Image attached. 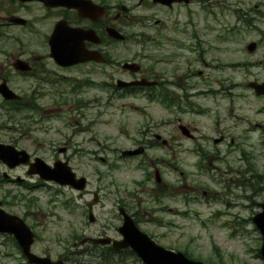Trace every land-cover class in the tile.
<instances>
[{
  "label": "flooded vegetation",
  "instance_id": "af4514ba",
  "mask_svg": "<svg viewBox=\"0 0 264 264\" xmlns=\"http://www.w3.org/2000/svg\"><path fill=\"white\" fill-rule=\"evenodd\" d=\"M227 1L190 0L188 3L180 1L163 4L154 0H0V41L3 44L0 45V89L6 86L18 96L5 98L0 92V133L4 135L0 138V144L12 146L15 150H26L19 147V142L27 140L41 150L54 148L58 152H64L72 147L84 150L89 146V151H104L108 145L102 143L105 138L99 137L96 126L104 114L105 103L131 99L148 105L155 104L162 111L173 107L183 111L185 107L181 108L182 103L191 105L188 101L190 98L205 94L192 90L196 85L192 79L202 73L201 70L194 69L195 64L201 60L209 65L202 58L204 48H201L200 31L203 26L210 29L206 24L209 18L223 21L222 30H229L226 26V15L232 10ZM191 3L196 6L193 24L196 30L188 34L184 27L183 14L184 7ZM235 12L238 17L247 15V12ZM242 21L247 22L245 19ZM55 28L59 32L64 30L68 52L80 55L82 61L60 65L50 56L48 40ZM220 37H223L221 31ZM24 38L38 40L42 46L34 48L5 45L9 41L22 44ZM185 51L190 57H185ZM250 80L261 82L255 76ZM25 81H32L39 88L28 99L17 89ZM137 81H142L143 84H137ZM247 83L248 81L246 86ZM46 85L53 87L50 93L52 98L47 100V107L42 103L44 93L40 89ZM97 88L105 89L108 95L77 97L84 90ZM210 93L217 92L211 90ZM218 93L221 94V91ZM146 104L140 107L130 104L129 107L147 116ZM124 106L126 105H121L122 108ZM26 109L31 115L38 114L43 117L47 114L51 118H60L64 125L70 126V117L76 113L84 122L80 127L72 126L76 129L72 134L82 137L77 144L71 142L72 147L67 135L57 129H54V133L61 140L47 139L48 142H43L37 136L32 137L33 129L25 122V117H30L25 116ZM178 122L177 127L181 134L182 127L191 134V131H196L195 127L190 129L180 119ZM151 123L152 119L147 125L144 123V128L137 131L138 137L129 138L128 146L111 149L118 152L117 159L143 158L148 150L171 148L167 138L156 132L157 128H153ZM35 124L36 131L47 135V127L42 126L39 120ZM158 124L162 127L163 121L156 122L155 126ZM194 138L192 134L188 139ZM124 150H140V153L123 155ZM30 157L29 163L36 156L30 154ZM92 157L96 158V154ZM100 159L105 162V158ZM56 160L58 158L50 162L51 165ZM1 164L4 170L0 173V184L4 181L16 183L27 191L39 185L46 187L47 183L57 186L54 181L41 180L35 174L29 175L28 165L20 164L9 168L6 164ZM17 168L23 169L24 177L18 175L13 178L8 174V169L12 171ZM155 170L152 172L153 176L148 172L142 180L134 181L141 188L140 191H92L91 197L83 201L81 210L87 221L89 212L92 211L94 221L81 224L80 232L71 228L65 238L66 243L58 253H55L50 244L55 235L50 227L30 222L29 219L33 220L35 215L32 210L26 213L13 210L18 206H32L34 198L28 199L22 193L14 194L8 190L0 191V209L20 217L28 226L31 233L29 251L39 257L61 260L67 264H145L138 249L130 243L120 247L123 241L125 244L122 227L125 219L130 218L141 233L162 245L158 236L148 228L164 227L165 224L158 222L155 213L168 209L163 204L164 198L168 197V183L162 180L159 173L158 178H155ZM247 172L248 169H244V173ZM31 178H34L36 184L26 182ZM147 182H152L154 186L145 188ZM87 185L88 180L82 191L69 188L75 190L79 197H83L89 193ZM171 198L177 199L175 196ZM65 204L70 206L69 201H65ZM106 204H110L112 210L107 211L106 220L98 223L95 208L104 209ZM169 210L177 211L176 208ZM0 236V243L5 247L3 256L6 260L34 264L28 261L24 248L13 234L0 233ZM28 236L30 238V234L25 238ZM258 239L261 244V237ZM131 241L140 245L147 243L140 235H135ZM249 259L255 264H264V258L259 253L249 255L241 263L250 264Z\"/></svg>",
  "mask_w": 264,
  "mask_h": 264
},
{
  "label": "rangeland",
  "instance_id": "374dc122",
  "mask_svg": "<svg viewBox=\"0 0 264 264\" xmlns=\"http://www.w3.org/2000/svg\"><path fill=\"white\" fill-rule=\"evenodd\" d=\"M227 4L232 10L226 15L228 31L222 30L223 21H213L211 18L206 23L210 29L206 26L201 28L202 58L209 65L201 60L195 64L194 69L202 73L192 79L196 84L192 90L205 94L190 98L188 101L191 105L182 103L181 108L185 107L183 111L175 107L162 111L155 104L148 105L131 99L105 103L104 114L96 127L99 137L105 138L102 143L108 147L104 151H89V146L84 150L72 147V143L77 144L82 137L72 134V131L84 122L76 113L70 117L73 128L70 124L64 125L60 118H51L47 114L39 117L25 110V116H30L25 117V122L33 129L32 137L37 136L43 142H48L47 139L61 140L54 133V129H57L67 135L72 148L65 152H58L54 148L41 150L27 140L19 142V147H24L30 154L48 163L55 158H68L74 172L89 181V193L83 197L68 186L46 184V187L39 185L27 191L16 183L4 181L0 184L2 192L8 190L36 199L32 206H18L13 210L18 213L32 210L35 215L33 220L29 219L30 222L52 229L55 235L50 244L55 253L62 250L71 228L80 232L81 224L89 222L86 215H82L81 208L83 201L91 197L92 191H140L141 188L134 181L142 180L148 172L153 176L155 168L159 170L162 180L168 183V197L163 200L164 207L168 209L155 213L158 222L165 226H148L158 236L160 244L168 249L186 250L192 257L203 261L218 256L223 264H242L249 255L257 253L259 231L251 217L259 210L257 204L264 202V97L256 96L247 88L246 82L254 76L264 80V0H228ZM195 9L194 3L184 7V27L188 34L196 30L193 28ZM235 10L247 12V15L238 17ZM242 19L247 20L249 25ZM218 30L223 37H220ZM251 41L257 43L253 53L245 49ZM22 42L9 41L5 45L42 46L35 39L24 38ZM0 45L3 46L1 41ZM185 57H190L187 51ZM17 89L28 99L39 88L32 81H25ZM40 89L44 93L42 103L47 107L53 87L46 85ZM211 90L217 93L212 94ZM99 94L107 96L108 91L88 89L77 97L91 98ZM123 104L126 106L122 108ZM130 104L139 107L146 104L147 116L135 112L129 107ZM151 119L153 128L167 138L171 148L148 150L141 159H117L118 152L111 149L128 146L129 138L138 137L137 131L142 130L144 123L147 125ZM178 119L188 124L190 129L195 127L196 131H191L194 140L181 134L177 127ZM38 120L49 129L47 135L35 130V121ZM161 120L163 126H155ZM3 136L0 133V138ZM219 137L222 140L215 143L214 139ZM93 154H96V158L92 157ZM99 156L105 158V162ZM247 167L254 169L253 173L256 174L250 182L244 181L251 175L250 171L244 173ZM3 170L0 163V173ZM8 174L13 178L25 176L22 168L8 169ZM26 182L36 184L34 178ZM152 186V182L145 183L147 189ZM65 201H69L70 206L65 205ZM169 208H176L177 211H170ZM108 210H112L110 204H106L104 209L95 208L98 223L106 220ZM226 222L232 223L226 225ZM213 245L217 246L218 253L214 252ZM4 250L0 243V264H19L6 260ZM249 260L250 264H255L252 259Z\"/></svg>",
  "mask_w": 264,
  "mask_h": 264
},
{
  "label": "water",
  "instance_id": "95a60500",
  "mask_svg": "<svg viewBox=\"0 0 264 264\" xmlns=\"http://www.w3.org/2000/svg\"><path fill=\"white\" fill-rule=\"evenodd\" d=\"M161 3H171L172 1H182V0H155ZM188 2L189 0H183ZM55 28L53 35L49 38L48 42L50 45V56L59 63L60 65H69L82 61L80 55L76 53H70L66 47V37L63 33L56 31ZM115 33V31H112ZM248 52H252L256 48L255 42H250L246 46ZM137 84H143L141 81H137ZM249 87H252L257 95H264V81L261 83L250 82ZM0 92L5 98H18L10 89L3 86ZM184 134H188L185 128H182ZM140 150L125 151L124 154H138ZM28 154L26 151H17L12 146L0 144V159L8 164L10 167L15 166L19 163L28 162ZM32 168L29 172L38 173L39 176L46 180H54L60 184H70L72 187L82 190L85 185L84 177L76 178L75 173L67 165V162L57 161L54 163L53 167L46 165L40 158L35 159V163L30 164ZM263 211L255 214L253 221L256 223L257 227L260 229L263 235V244L260 248V252L264 257V204H262ZM129 218V217H128ZM89 220L92 221V213H89ZM126 230V231H125ZM10 232L13 233L16 239L19 241L20 245L25 249L29 261L36 264H64L60 261L52 262L49 259L39 258L28 252V246L30 244L28 227L23 223L21 219L14 216H8L1 210L0 214V232ZM122 231L125 232V244H121L120 247L130 243L132 247L138 249V253L145 264H203L199 261H191L184 257L181 252H173L165 249L162 246L157 245L145 234L141 233L132 223L131 219H125ZM135 235H140L146 240V244H134L131 240L134 239ZM133 237V238H132Z\"/></svg>",
  "mask_w": 264,
  "mask_h": 264
}]
</instances>
